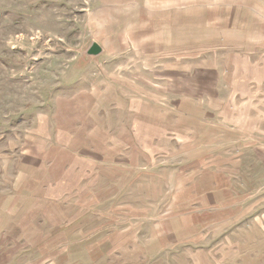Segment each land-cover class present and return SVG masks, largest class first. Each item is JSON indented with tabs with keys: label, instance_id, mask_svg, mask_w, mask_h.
I'll use <instances>...</instances> for the list:
<instances>
[{
	"label": "rangeland",
	"instance_id": "374dc122",
	"mask_svg": "<svg viewBox=\"0 0 264 264\" xmlns=\"http://www.w3.org/2000/svg\"><path fill=\"white\" fill-rule=\"evenodd\" d=\"M110 1L0 0L2 256L264 264V0L123 60L95 39ZM215 184L237 192L218 216Z\"/></svg>",
	"mask_w": 264,
	"mask_h": 264
},
{
	"label": "crops",
	"instance_id": "0c3cea01",
	"mask_svg": "<svg viewBox=\"0 0 264 264\" xmlns=\"http://www.w3.org/2000/svg\"><path fill=\"white\" fill-rule=\"evenodd\" d=\"M113 2L114 15L109 9L106 10L108 4ZM236 6L235 0H131L127 4L124 0H114L105 3L103 9L106 13L100 12L97 17L99 29L95 39H99L98 42L104 49L102 53L110 57L114 56L116 59L122 58L125 54L150 58L156 57V54L178 52L180 47L185 46L187 37L195 34L193 40L194 37L198 38L205 32H215V29L220 27L219 23L229 22V16L232 15L230 12ZM166 47H171V51H166ZM118 67L123 69V63ZM180 84L188 85L182 79ZM203 84L208 85V82ZM218 178L221 180L220 177ZM216 184L215 216H218L221 211L235 209L237 192L231 191L230 195L228 191L224 192L229 190L228 187L217 188ZM211 193L212 191L208 194ZM25 197L38 198V196ZM21 198H18V201ZM30 203L36 205L34 201ZM215 222H218L216 217ZM18 229L22 228L18 227ZM7 241L10 242L8 237L0 238V245ZM2 254L0 251V264H19L20 260L17 258H12L10 254L4 258ZM73 256L70 252L65 256L68 259L67 264H75L72 261ZM59 258L60 256L53 257L51 264H61ZM21 264L25 263L21 261Z\"/></svg>",
	"mask_w": 264,
	"mask_h": 264
},
{
	"label": "water",
	"instance_id": "95a60500",
	"mask_svg": "<svg viewBox=\"0 0 264 264\" xmlns=\"http://www.w3.org/2000/svg\"><path fill=\"white\" fill-rule=\"evenodd\" d=\"M102 51L100 50L99 46L95 43H93L88 51H87V55L88 56H98Z\"/></svg>",
	"mask_w": 264,
	"mask_h": 264
}]
</instances>
